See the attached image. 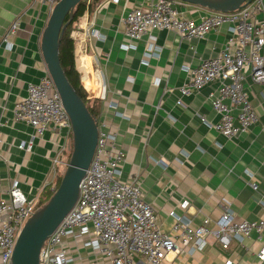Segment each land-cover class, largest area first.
<instances>
[{
  "label": "crops",
  "instance_id": "crops-1",
  "mask_svg": "<svg viewBox=\"0 0 264 264\" xmlns=\"http://www.w3.org/2000/svg\"><path fill=\"white\" fill-rule=\"evenodd\" d=\"M142 1L90 0L94 8L88 18L95 22L98 35H87L85 22L78 28L84 39L79 49L86 54L80 62L90 70L101 67L106 74L107 93L102 101L97 99L91 72L83 77L76 70L93 115L104 118L117 134L116 146L124 153L121 180L139 183L158 228L166 233H172L175 223L170 211L189 220L191 227L214 226L226 208L234 221L264 219V85L253 82L245 69L244 87L257 115L248 132L229 138L211 128L208 123L216 122L219 115L207 94L218 83L187 95L179 88L187 80L188 68L217 55L233 37L228 25L190 40L174 31L152 30L161 51L148 55L147 35L133 41L134 48L127 46L131 40L122 20L125 10ZM177 8L183 17L194 20L209 12L183 1ZM49 14L44 0H0V39L18 21L9 44L0 46V199L8 197L7 190L16 180L28 197L40 202L46 187L50 191L56 187L52 160L61 145L66 144L68 152L61 156L60 166L67 165V154H71L72 141L65 139L64 130L35 138L31 151L18 147L29 139L32 128L14 118V106L25 97L27 84L38 82L45 73L40 39ZM231 106L235 115L238 106ZM249 180L257 182L256 191ZM65 243L76 264H110L81 242L67 238ZM262 246L264 231L260 238L253 231L241 243L231 241L227 248L208 237L206 245L192 255L170 253L159 264H264L256 256ZM141 260L136 256L135 264Z\"/></svg>",
  "mask_w": 264,
  "mask_h": 264
},
{
  "label": "built area",
  "instance_id": "built-area-1",
  "mask_svg": "<svg viewBox=\"0 0 264 264\" xmlns=\"http://www.w3.org/2000/svg\"><path fill=\"white\" fill-rule=\"evenodd\" d=\"M44 1L51 12L58 0ZM178 3L179 0H143L125 10L122 17L125 35L131 40L127 46L134 48L135 43L132 42L147 35L146 52L153 55L161 48L154 43L152 30L174 31L190 40L203 37L223 24L228 25L233 37L217 55L188 68L187 80L179 91L187 95L217 82L216 90L209 91L207 99L219 119L208 125L229 138L248 132L257 121V115L244 87V73L247 69L253 82L264 85V0H251L233 12L209 11L198 20L183 17L177 8ZM88 14L86 9L78 24L76 21L73 25L74 66L83 77L91 72L98 87L97 99L103 101L107 93L105 71L98 66L90 70L80 62L81 57H86L81 47L79 49L84 42L78 30L80 23H86L83 29L87 35H98L95 22L88 18ZM17 27L16 20L0 39V46L9 44V38ZM86 98L90 104L87 94ZM231 105L238 106L235 115ZM109 106L115 107L110 103ZM115 113L122 115L121 112ZM93 116L98 130L97 142L88 169L80 181L78 198L44 241L39 252V264H76L68 252L67 238L101 254L110 264H135L138 255L142 257L140 264H159L170 253L192 255L206 245L208 237H214L222 248H227L231 241L241 243L253 231L261 237L264 219L234 221L227 208L212 227L204 224L191 227L189 220L170 211L169 215L175 220L172 233L160 230L153 207L143 199L139 183L121 180L124 153L116 146L117 134L104 118L98 114ZM198 116L206 122L204 115ZM14 118L32 128L29 139L18 145L23 150L31 151L34 139L51 130L57 133L64 130L65 139L72 141L70 118L47 70L38 82L27 84L25 97L14 106ZM1 143L0 134V146ZM66 150V144H62L52 160L54 175H57L56 168L62 164L61 156L68 152ZM248 183L252 190L258 189L256 181L249 180ZM7 195L6 199H0V264H11L18 234L39 204L37 197H28L16 180L10 184ZM256 256L264 262V246ZM226 264L233 263L228 261Z\"/></svg>",
  "mask_w": 264,
  "mask_h": 264
},
{
  "label": "water",
  "instance_id": "water-1",
  "mask_svg": "<svg viewBox=\"0 0 264 264\" xmlns=\"http://www.w3.org/2000/svg\"><path fill=\"white\" fill-rule=\"evenodd\" d=\"M81 0H58L52 7L40 39L46 70L70 118L72 150L59 184L26 221L18 234L11 264H39L44 241L75 204L79 184L91 162L98 130L95 117L68 80L60 63L59 46L66 26ZM215 12H233L251 0H180ZM68 19L66 20V18Z\"/></svg>",
  "mask_w": 264,
  "mask_h": 264
},
{
  "label": "trees",
  "instance_id": "trees-1",
  "mask_svg": "<svg viewBox=\"0 0 264 264\" xmlns=\"http://www.w3.org/2000/svg\"><path fill=\"white\" fill-rule=\"evenodd\" d=\"M87 0H81L74 9L73 18L70 21V23L66 26L64 30L63 37L60 42L59 46V58L60 63L65 71V74L70 81V83L73 85L74 89L78 93V95L82 98V100L87 104L88 109L91 114H93V110L89 104L88 99L86 98V93L81 86L79 82L78 73L74 66V38L72 35V32L74 30V23L80 18L82 13L88 9L89 11L92 10L94 7H92V3ZM68 17L66 18V20ZM62 176V175H61ZM61 176H57L56 186L59 184ZM52 191H50L47 187L44 189L42 197L40 199L39 203L45 202L49 196L51 195ZM41 205V204H40Z\"/></svg>",
  "mask_w": 264,
  "mask_h": 264
},
{
  "label": "rangeland",
  "instance_id": "rangeland-1",
  "mask_svg": "<svg viewBox=\"0 0 264 264\" xmlns=\"http://www.w3.org/2000/svg\"><path fill=\"white\" fill-rule=\"evenodd\" d=\"M67 158L66 159H69V154H67ZM65 169H66V166L65 165H62V166H57V168H56V171H57V176H63V173H64V171H65ZM44 203V202H43ZM40 204H42V203H39L38 204V207L40 206Z\"/></svg>",
  "mask_w": 264,
  "mask_h": 264
}]
</instances>
